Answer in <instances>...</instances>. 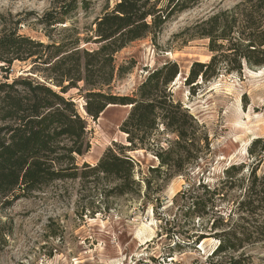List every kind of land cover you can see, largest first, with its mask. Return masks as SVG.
<instances>
[{
  "label": "trees",
  "instance_id": "trees-1",
  "mask_svg": "<svg viewBox=\"0 0 264 264\" xmlns=\"http://www.w3.org/2000/svg\"><path fill=\"white\" fill-rule=\"evenodd\" d=\"M201 1L117 0L112 9L104 8L82 38L74 27H66L57 41L50 31L64 23L79 2L56 0V6L38 18V23L48 28L47 43L19 34L0 20V69L5 72L0 79L1 206L53 182L76 178L102 180L105 187L100 193L104 197L140 194L142 183L147 190L155 177L164 173L170 177L196 159L199 141L207 147V135L197 136L198 122L169 90L179 74L175 61L150 70L131 95H117L110 88L115 76H122L131 67L116 66L114 55L118 51L148 35L154 38L168 22ZM80 4L87 9V0ZM176 36L184 41L206 39L211 53L207 62L194 61L190 66L184 84L191 94L199 81L206 83L221 73L241 75L244 69L262 68L264 0H241L231 8L196 19ZM81 40L96 46L81 48ZM15 61L28 63L29 69L26 75L10 80L9 69ZM71 89L83 97L85 114L92 120L109 105L128 106L120 124L128 145L114 143L115 147H108L94 165L84 162L78 166L76 157L90 149V142L86 119L73 97L67 95ZM160 125L176 139L168 148L159 147L154 152L158 166L149 168L150 177L140 181L134 176L136 162L126 152L154 147L151 135ZM192 149L196 151L192 153ZM247 152L253 160L246 171L245 164H231L215 186L199 182L178 195L183 199L182 218L197 220L209 231L194 232L187 239L191 238L194 245L206 237L218 240L207 256L208 264H252L247 249L264 246V171L257 173L264 161L263 138H253ZM233 186L240 191L225 216L217 203L225 195L228 198ZM172 221L174 231L183 225L178 219ZM169 232L165 234L169 236ZM225 254V260H218Z\"/></svg>",
  "mask_w": 264,
  "mask_h": 264
},
{
  "label": "rangeland",
  "instance_id": "rangeland-1",
  "mask_svg": "<svg viewBox=\"0 0 264 264\" xmlns=\"http://www.w3.org/2000/svg\"><path fill=\"white\" fill-rule=\"evenodd\" d=\"M61 1V0H59ZM82 0L69 13L64 23L50 31L52 39L60 40L62 29L74 27L82 38L94 19L104 8L112 9L117 0ZM241 0H202L168 22L154 38L148 35L130 42L114 55L116 66L129 65L122 76H115L110 91L117 95H131L149 71L173 60L180 75L169 85L175 101H179L198 122L196 134L207 135L195 160L184 169L168 177H155L146 190L142 183L140 194L104 197L102 180L80 178L56 181L40 191L3 205L0 197V264H208L207 256L218 243L206 237L194 245L187 236L194 232L209 233L197 220L182 218L183 203L178 195L192 184L204 182L215 186L224 178L223 171L231 164L251 165L247 147L253 138L264 140V66L244 69L241 75L221 73L206 83L195 86L194 93L184 84L194 61L207 62L211 53L206 39L183 40L176 36L196 19L205 18L220 10L231 8ZM56 0H0V20L19 34L49 42L48 28L38 18L56 6ZM3 24L0 22V30ZM93 43L80 41V47L94 48ZM1 65V64H0ZM28 63L15 61L9 69V79L26 75ZM5 72L0 69V79ZM67 95L73 97L80 114L87 122L90 149L76 157V163L94 165L108 147L128 145L126 134L120 130L129 107H107L96 120L87 117L84 99L77 89ZM155 142L149 150H129L136 162L134 176L142 181L150 177L149 168L158 166L154 152L168 148L176 139L160 125L152 132ZM138 150V151H137ZM140 150V151H139ZM196 150L192 149V153ZM264 171V161L258 174ZM239 176V175H238ZM239 189L233 186L217 206L226 216ZM226 218V217H225ZM183 224L174 231L173 221ZM169 221V222H168ZM170 223V224H169ZM170 229L167 236L165 232ZM175 242H181L175 246ZM252 264H264V246L247 249ZM239 252L234 253L235 258ZM226 254L218 257L225 260Z\"/></svg>",
  "mask_w": 264,
  "mask_h": 264
},
{
  "label": "bare ground",
  "instance_id": "bare-ground-1",
  "mask_svg": "<svg viewBox=\"0 0 264 264\" xmlns=\"http://www.w3.org/2000/svg\"><path fill=\"white\" fill-rule=\"evenodd\" d=\"M249 72H253V71H251V70H249ZM180 75H178V77H179ZM178 77H177V79H178ZM112 106H114V105H109L108 107H112ZM123 107H125V108H127L126 106H123ZM138 151V150H137ZM140 151V150H139Z\"/></svg>",
  "mask_w": 264,
  "mask_h": 264
}]
</instances>
